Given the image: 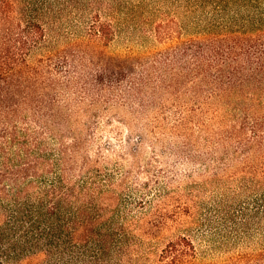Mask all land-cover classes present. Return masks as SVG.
I'll list each match as a JSON object with an SVG mask.
<instances>
[{
    "label": "trees",
    "instance_id": "obj_1",
    "mask_svg": "<svg viewBox=\"0 0 264 264\" xmlns=\"http://www.w3.org/2000/svg\"><path fill=\"white\" fill-rule=\"evenodd\" d=\"M69 1L89 10L87 27L60 51L34 6L0 0V264H202L189 235L166 238L172 225L158 211L169 195L141 217L123 195L124 152L112 170L98 134L125 120L117 106L143 119L154 142L180 140L174 154L210 156L214 176L234 161L254 192L223 217L227 231L264 228V0H173L170 14L156 0ZM141 4L167 45L147 69L106 49L119 10Z\"/></svg>",
    "mask_w": 264,
    "mask_h": 264
},
{
    "label": "rangeland",
    "instance_id": "obj_2",
    "mask_svg": "<svg viewBox=\"0 0 264 264\" xmlns=\"http://www.w3.org/2000/svg\"><path fill=\"white\" fill-rule=\"evenodd\" d=\"M156 1L168 14L177 7L173 0ZM18 2L20 6L31 5L38 10L50 33L51 45L60 51L69 47V43L87 27L88 19L85 17L89 10L76 9L69 0ZM138 4L139 2L135 5ZM185 7H180L179 11L180 16L188 23L192 16L186 12ZM149 16V9L142 4L141 7L120 9L115 19L118 37L106 47L107 51L118 55L132 53L141 62L139 67L147 69L154 61V56L166 51L167 47L156 41L152 35ZM210 17L211 13L205 15V18ZM37 56L40 57L41 54L38 53ZM64 61V57L59 59V62ZM128 109L120 106L113 108L111 112L125 120H113L109 122L110 125L101 124L98 134L99 144L110 155L107 157L112 170L118 160L116 157L120 151L124 152V158L120 162L127 172V189L123 195L135 196L133 209L137 217L144 215V212L150 214L154 210L155 203L159 202L157 194L162 198L169 195L166 209L158 211V216L172 225L170 230L165 231L166 238L180 234L189 235L198 247L202 264H231L230 259L238 260L240 257L243 258L238 264H255L261 256L264 257V228L257 230L255 227L252 235L237 237L227 231L230 222L223 219L228 212L237 214L241 205L248 202L254 192L253 188H241L244 178L237 164L229 160L228 173L222 171L214 176L213 172L218 169L210 156L204 154L203 158L191 161L174 154L182 144L179 143L180 140L167 138L165 141L154 142V136L149 135L148 129H145L144 120L130 119ZM141 133L144 134V142L139 139ZM97 146L96 144L92 147L93 153ZM135 147L141 148V153L137 156L129 153ZM192 150L194 155L196 152ZM115 173L116 179L120 180L123 175L120 171ZM146 182L150 183V191L144 186ZM143 197L153 203L140 206ZM245 257L247 259L243 262Z\"/></svg>",
    "mask_w": 264,
    "mask_h": 264
}]
</instances>
